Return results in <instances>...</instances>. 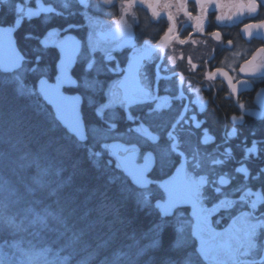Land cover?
I'll list each match as a JSON object with an SVG mask.
<instances>
[{
    "label": "flooded vegetation",
    "instance_id": "flooded-vegetation-1",
    "mask_svg": "<svg viewBox=\"0 0 264 264\" xmlns=\"http://www.w3.org/2000/svg\"><path fill=\"white\" fill-rule=\"evenodd\" d=\"M251 2L210 0L198 28L200 0H0L23 56L8 74L70 100L81 143L110 165L148 169L140 185L124 174L192 264H264V69L240 71L264 61V0Z\"/></svg>",
    "mask_w": 264,
    "mask_h": 264
},
{
    "label": "trees",
    "instance_id": "trees-1",
    "mask_svg": "<svg viewBox=\"0 0 264 264\" xmlns=\"http://www.w3.org/2000/svg\"><path fill=\"white\" fill-rule=\"evenodd\" d=\"M89 147L35 85L0 71V264H192L128 177Z\"/></svg>",
    "mask_w": 264,
    "mask_h": 264
},
{
    "label": "water",
    "instance_id": "water-1",
    "mask_svg": "<svg viewBox=\"0 0 264 264\" xmlns=\"http://www.w3.org/2000/svg\"><path fill=\"white\" fill-rule=\"evenodd\" d=\"M22 59L23 56L17 47L13 37V31L0 27V71L7 74L13 73L21 67ZM40 93L44 101L52 106L55 117L63 128L68 133L76 136L78 141L85 142L87 138L80 118V110L75 112L71 101L65 99L58 90L51 85H45L42 82ZM71 113H73L74 118H78L77 121L71 118ZM125 147L126 146L119 143H111L108 145V148L113 153L124 150ZM118 162L124 173H126L136 185H140V178H146L148 169L140 173L136 168L133 158L119 157Z\"/></svg>",
    "mask_w": 264,
    "mask_h": 264
},
{
    "label": "snow or ice",
    "instance_id": "snow-or-ice-1",
    "mask_svg": "<svg viewBox=\"0 0 264 264\" xmlns=\"http://www.w3.org/2000/svg\"><path fill=\"white\" fill-rule=\"evenodd\" d=\"M200 2H201V13H200V15H198L194 18L195 22H196V26L198 28H200L202 26L203 20L205 19V16H206L205 9H206V6L208 5V3L210 2V0H200ZM182 3H183V0H181V4ZM217 3L219 4L220 8L224 7V4L221 3V0H217ZM255 9H256V3H255V0H252V2L248 4V11H254ZM178 10L183 11L184 9H183V7H181ZM235 10L239 11L240 9L237 8ZM188 14L191 15V13H188ZM169 16L171 18L172 14L169 13ZM261 23H264V22H261ZM256 26L257 25L249 24V25H245V28H246V30H249V33H250V30ZM211 35L216 37L217 39L220 38V33H218V32L211 33ZM175 38H176L175 33H174L173 29L170 28L169 32L166 33L165 36L162 38V46L168 44L172 39H175ZM181 42H183V41H181ZM260 51H264V49H262ZM261 69H264V61H257L256 57L253 56V58L251 60H246L243 63V65L240 68V71L246 72V73H252V72L260 71ZM217 73L223 74L225 77H227L229 80H231L230 75L226 72L225 69H222V68H217L214 71H210L208 73V76H209V78H213ZM233 86H235V85H233Z\"/></svg>",
    "mask_w": 264,
    "mask_h": 264
},
{
    "label": "rangeland",
    "instance_id": "rangeland-1",
    "mask_svg": "<svg viewBox=\"0 0 264 264\" xmlns=\"http://www.w3.org/2000/svg\"><path fill=\"white\" fill-rule=\"evenodd\" d=\"M15 78H16V76H15ZM107 147H108V145H107ZM90 151H92L93 154L98 156L96 154V152H95L96 150L94 148H92ZM30 217H33V216H30ZM2 251H3V248H2V245L0 244V258L2 257ZM40 259H41V257H40ZM40 259H36V256H34L33 259L32 260L30 259V262H28L27 260H29V259H26V260L23 259L22 260V258H20L19 262H17V263L15 262L14 264H43V263H41L42 260H40Z\"/></svg>",
    "mask_w": 264,
    "mask_h": 264
}]
</instances>
